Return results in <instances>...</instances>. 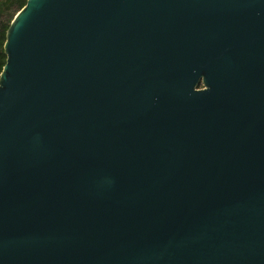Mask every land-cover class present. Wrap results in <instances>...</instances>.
Returning <instances> with one entry per match:
<instances>
[{"label": "water", "instance_id": "obj_1", "mask_svg": "<svg viewBox=\"0 0 264 264\" xmlns=\"http://www.w3.org/2000/svg\"><path fill=\"white\" fill-rule=\"evenodd\" d=\"M0 72V264H264V0H26Z\"/></svg>", "mask_w": 264, "mask_h": 264}, {"label": "trees", "instance_id": "obj_2", "mask_svg": "<svg viewBox=\"0 0 264 264\" xmlns=\"http://www.w3.org/2000/svg\"><path fill=\"white\" fill-rule=\"evenodd\" d=\"M26 0H0V72L5 63L3 44L6 30L14 15L24 6Z\"/></svg>", "mask_w": 264, "mask_h": 264}]
</instances>
